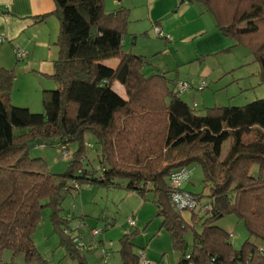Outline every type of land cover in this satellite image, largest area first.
I'll list each match as a JSON object with an SVG mask.
<instances>
[{"label": "trees", "instance_id": "trees-1", "mask_svg": "<svg viewBox=\"0 0 264 264\" xmlns=\"http://www.w3.org/2000/svg\"><path fill=\"white\" fill-rule=\"evenodd\" d=\"M53 1L59 21L58 57L51 76L55 87L42 92L41 113L9 104L14 71L0 67V257L9 251L23 255L26 262L38 260L33 235L47 208L64 258L89 264L80 252L85 247L87 255L93 253L80 236L85 222L74 221L73 207L63 218L59 212L67 195L90 186L124 189L141 198L151 193L154 217L168 233L177 264H264V99L198 114L181 99L186 82L176 75L170 78V71L145 72L146 58L122 50L127 9L106 13L103 0ZM190 1L212 16L223 38L248 47L264 84V42L254 40L264 33V0ZM110 59L117 60L114 68L104 63ZM115 82L124 89L125 99L112 88ZM181 84L186 86L182 93ZM86 133L99 147L97 168L86 157L93 147L86 144ZM37 139L50 143L41 146L58 145L67 152L64 173L51 174L42 159L29 156ZM71 143L76 144L73 152L67 149ZM189 166L201 169L205 196L172 186V175L183 169V183L189 180ZM176 192L187 193L193 207L178 211L171 199ZM184 211L190 213L189 223L182 218ZM227 216L240 222L247 234L241 245L216 225ZM129 227L119 239V262L142 264L144 248L134 244L140 230ZM89 231L93 235L97 230ZM75 232L80 237L72 235ZM188 233L192 243L185 250ZM95 242L100 264L101 250L109 258L110 253L103 241Z\"/></svg>", "mask_w": 264, "mask_h": 264}, {"label": "rangeland", "instance_id": "rangeland-1", "mask_svg": "<svg viewBox=\"0 0 264 264\" xmlns=\"http://www.w3.org/2000/svg\"><path fill=\"white\" fill-rule=\"evenodd\" d=\"M114 3L119 4L115 0ZM199 24H189V27H191L192 31H196ZM127 29L129 27H126L127 32L124 33L123 37L126 39L125 47L127 50H136L143 56H146L147 64L144 67V71L152 73L157 71L156 69L160 71L170 70L168 73L170 78L176 75L179 82H186L188 84V90L181 96V99L191 107L194 106L196 113H204L206 108L211 107H242L254 101L264 99V84L261 83L258 76V63L254 61V54L248 50L245 44H236L232 41L233 43L231 42V45L229 44V49L224 52H220V50L207 55L204 54L203 56H199V61L192 63L181 60L177 64L182 65L175 67L171 62L168 49L161 53L155 50V47L158 45L162 48L166 47L162 36L156 35L154 30L148 28L147 34L139 35L137 42L134 40L135 44L133 45V36ZM150 29L156 37H153ZM254 40H258L262 44L264 42V33ZM2 52L3 50L0 49V56ZM16 59L17 57L13 51V61L6 64L9 68L3 67L4 69L14 71V79L8 92L9 104L14 107L27 108L31 113H41L43 110V86L52 82L40 74L43 69L40 70L38 64H28L21 60L16 61ZM104 62L105 65L111 68L117 65L116 59H110ZM3 63L0 62V64ZM202 82L207 84L206 88H202ZM114 87L118 89L120 85L115 82ZM84 139L87 145L91 144L93 146L87 151V160L93 168H97V153L99 152V147L95 143V138L91 134L86 133ZM227 147L228 144L224 146L223 155ZM67 149L69 152L75 151L76 144H68ZM29 156L33 159H42L47 171L51 174L64 173L69 160L67 158L68 155L64 156L63 149L58 145L34 146L30 149ZM187 171L189 173V180L182 184V189L198 194L203 193V196H205L207 188L201 183V169L198 166H189L187 167ZM79 191L82 193L80 196L77 193L75 194V192L71 195H65L66 197L61 204V210L59 212L60 218L66 216L67 212L71 210V206L75 203V198L78 197L83 198V203L87 205L85 208L89 213H91V210L99 208L102 211L108 209L111 214L116 216L115 226L108 230L104 229L102 231L101 221L95 218L86 219L87 222L80 229V236L83 237L88 245L93 247L88 246V250L93 252L88 253V255L85 247L80 250L87 257L89 264H99L96 260L98 256L96 254L97 250L95 249V239L105 242L103 248L110 253V258L106 264H120L118 253L120 247L119 239L121 233L127 226L125 223L126 219L132 217V214L138 220L136 228L140 230L139 235L134 239L136 249L144 248L143 250L146 251L147 259L151 264H177L178 255L172 247L168 233L160 229L161 220L158 217H154L156 215V206L153 203V195L151 193H147V196L140 198L122 189L114 190L83 186ZM79 199L75 203L76 207L80 206ZM202 201L207 202L209 200L203 197ZM80 212L81 210L79 209L77 213ZM181 215L189 223L190 213L184 211L181 212ZM148 223L150 225L147 227L146 225ZM216 225L232 233L234 235V242L238 245H241L247 237L242 224L233 216L223 217L216 222ZM92 228H95L97 231L101 230L102 232L94 237L89 231ZM151 228L153 229L151 230ZM156 233L159 236L154 237ZM63 235L65 234L63 233ZM72 235L80 237L76 232L72 233ZM144 235L149 236L146 238ZM184 239L185 245L190 246L192 243L191 233L184 236ZM110 242H112L113 247L112 245L110 246ZM33 243L38 260L35 259L32 262H26L23 255L14 256L9 251H3L0 257V264H67L63 259L64 255L59 243V235L54 230L50 221V210L47 208L42 212V220L34 232ZM73 248L76 249L78 247L73 246ZM68 263L75 264L71 260Z\"/></svg>", "mask_w": 264, "mask_h": 264}, {"label": "crops", "instance_id": "crops-1", "mask_svg": "<svg viewBox=\"0 0 264 264\" xmlns=\"http://www.w3.org/2000/svg\"><path fill=\"white\" fill-rule=\"evenodd\" d=\"M113 2L114 0H103V9L106 13H113L120 7L128 10L127 27H129V29L127 30L133 36V45L135 44L134 40L137 42L139 35L147 34L148 28H151L152 30L159 28L161 30L163 34L162 37L164 38L162 40L166 47L162 48L158 45L155 47V50H158L157 52L161 53L162 51L168 49L170 52L169 55L171 62L175 67L182 65L177 64V62L181 60L187 63L199 61V56H203L204 54L207 55L220 50V52H224L229 49V46L231 45L232 41L223 38L217 31L212 16L205 12L204 8L200 4L193 1H116L119 2V4H113ZM55 9L56 7L53 0H0V49L3 50L0 56V62H4L3 64H0V66H2V68H9L6 64L13 61V51L14 53L15 50L25 52L27 56L21 61L28 64H38L40 70L43 69L40 74L48 81L52 82L45 84L43 86V91L52 90L55 87V84L51 79L53 74V62L58 57V49L55 46V41L59 33V21L55 15ZM187 16L189 17L186 18ZM197 23H200L198 25V29L196 31H192L189 24ZM151 29L150 32L153 37H156ZM125 45L126 39L123 38L122 50L124 52L140 55L144 58L146 57L136 50H127ZM16 61L19 60L16 59ZM166 71L170 70L160 72ZM112 88L118 95L125 99V92L121 86L117 89L113 85ZM122 190L124 191V189ZM126 192L131 195H137L132 192ZM77 194L80 196L82 193L79 191ZM79 198L80 197L75 198V203ZM79 200V207H76L75 203L71 206V208L73 207L75 211L73 213L74 221H82L86 223V219L95 218L96 220L98 219L101 221L100 225H102V228H104L106 223H111L106 230L115 226L116 216L111 214L108 209L102 211L99 210V208H96L91 210V213H89L85 208L87 205L83 203V198H80ZM79 209L81 212L77 213ZM131 216L134 218L136 226L138 220L135 219L133 214ZM127 219L125 222L127 226L121 233L120 238L125 232L131 229L127 224ZM147 225L149 226L150 224ZM127 227L128 229H126ZM152 229L153 228H151V230ZM148 236H146V238ZM157 236L159 235L157 234L155 237ZM110 243V246L112 245L113 247L112 242ZM62 249L63 255L65 256L64 248ZM143 254L147 259L146 251H143ZM63 259L67 262V264H69L68 262L70 260L68 257Z\"/></svg>", "mask_w": 264, "mask_h": 264}, {"label": "built area", "instance_id": "built-area-1", "mask_svg": "<svg viewBox=\"0 0 264 264\" xmlns=\"http://www.w3.org/2000/svg\"><path fill=\"white\" fill-rule=\"evenodd\" d=\"M115 1H118V0H115ZM154 31H155L156 35H158V36L162 35L160 29L155 28ZM15 54H16V57L18 60L25 59L27 56V54L25 52H22L19 50H15ZM202 86L204 87L205 84L202 83ZM179 90H180V93H182L183 91L186 90V86L184 84H181L179 86ZM66 154H67V152L64 153V156H66ZM186 175H187V173L184 169L179 171V172H176L175 174L172 175L171 183H172V186L174 187V189H177L182 185V183L186 179ZM171 199H172V202L175 205V208L177 210H184L186 208H192L193 207L192 200L190 199V197L187 193L176 192V193L172 194ZM127 222L129 224V226H131V227L135 226V221L132 217L128 218ZM63 233H66V230ZM98 233H99V231H94L93 235H97ZM100 254L102 256L100 264H106L108 262V259H109L108 254L104 250H101ZM141 263L142 264H150V262L143 255L141 256Z\"/></svg>", "mask_w": 264, "mask_h": 264}, {"label": "water", "instance_id": "water-1", "mask_svg": "<svg viewBox=\"0 0 264 264\" xmlns=\"http://www.w3.org/2000/svg\"><path fill=\"white\" fill-rule=\"evenodd\" d=\"M53 142V140L51 141V143ZM35 144H36V146H38V145H49L50 143H48V142H43L42 140H40V139H37V140H35V142H34ZM31 144H29V146H30ZM186 248H187V245H185L184 246V249L186 250Z\"/></svg>", "mask_w": 264, "mask_h": 264}]
</instances>
